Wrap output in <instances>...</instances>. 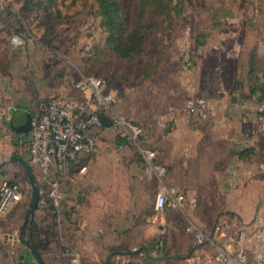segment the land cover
<instances>
[{
  "label": "rangeland",
  "instance_id": "374dc122",
  "mask_svg": "<svg viewBox=\"0 0 264 264\" xmlns=\"http://www.w3.org/2000/svg\"><path fill=\"white\" fill-rule=\"evenodd\" d=\"M115 1L119 14L114 31L104 12V0H0V164L13 155L28 158L29 139L10 124L15 110L34 113L41 103L58 94L82 101L80 93L78 97L77 91L72 92L75 82L84 76L95 77L106 81L117 113L143 128L138 143L158 153L157 162L166 169L172 186L179 189L189 185L184 175L187 146L216 160L213 176L206 164L200 165L201 182L190 184L195 186L196 195L189 202L188 212L200 224L212 227L229 212L223 217L246 225L256 221L264 224V168L260 167L264 152L256 148L257 144L264 147V140L249 142L245 152L235 157V142L228 137L221 139L213 131L212 65L205 64L209 75L198 69L205 49L211 56L215 54L213 47L230 54L237 42L245 43L248 34L257 33V19L264 18V0ZM116 31L121 36L113 40ZM124 45L134 47L126 52ZM199 75L203 79L198 82ZM198 97L208 102L207 118L189 112V102ZM257 120L256 130L264 134L258 111ZM229 124L235 126L234 122ZM112 135L99 138V152L87 171V177L105 181L101 188L108 198L107 208L123 209L126 214L115 215L117 210L108 214L104 223L110 235L118 219L124 226L128 222L136 227L146 224L153 215L154 195L160 186L158 179L147 173L143 155L140 161L133 158L121 163ZM128 145L134 148L135 143ZM206 146L211 147L210 152ZM194 161L192 171L197 172ZM241 165L247 167L249 176ZM34 171L38 179L39 172ZM0 175L26 189L30 202L32 186L19 163H8ZM78 177L64 185L65 196L58 207L49 199L48 187L39 182L46 217L40 214L41 223L35 222L32 240L51 264H68L69 260L89 264L81 237L87 227L85 217L73 214L93 201L87 199L88 184L74 194ZM99 215L95 220L101 219ZM186 224L171 217L166 239H162L165 244L157 251L158 245L148 241L135 252L111 247L106 264H123V260L117 261L118 256L129 258V264H135L134 259L137 264H148L151 246L153 264H179L178 257L190 253L192 247ZM52 241L57 244V248L52 247L55 255L48 249ZM0 253L4 256L6 250L0 248ZM2 263L6 261L0 259Z\"/></svg>",
  "mask_w": 264,
  "mask_h": 264
},
{
  "label": "crops",
  "instance_id": "0c3cea01",
  "mask_svg": "<svg viewBox=\"0 0 264 264\" xmlns=\"http://www.w3.org/2000/svg\"><path fill=\"white\" fill-rule=\"evenodd\" d=\"M257 20L259 30L256 34L251 36L248 34L245 43L237 42L230 54H226L222 48L220 49L219 47H213L212 50L215 52V54L211 56L209 50L205 49L204 54L201 57V62L198 65V69L203 70L206 75H209V73H207L205 64L208 63L209 65H212V69H210L212 75L210 89L212 90L213 95L210 103V109L212 108V120L214 121L213 131L217 137L221 139L223 137H228V139L235 142L234 144L236 146L234 149L235 154H237V156H235L237 159L239 157V153L245 152V149L248 148L249 142L252 141L254 143L259 139H261V141L264 140V134H259L256 130L257 126H255L258 121L257 104L259 99L261 100L264 94V18H258ZM203 64L205 69H202ZM199 78L201 79L200 81H202V76H198V82ZM204 80L206 81L207 78ZM72 92H76V90L73 89ZM76 96L80 97L81 95L79 96L78 93ZM18 121L20 125H23L24 117H20ZM230 122H234L235 126L229 124ZM224 125H227V128H225ZM92 133L97 137L96 149L91 155L82 156L79 159L78 164L86 166L87 170L84 174L79 175L74 184L73 190L74 194L76 195L78 189H82L83 185L86 186L88 184L90 194L87 195V199L93 201V203L89 204L90 206H87L83 209L77 208L76 213L73 214L75 216L85 217L84 225L87 227L84 229V231H81V237L84 239L82 244L85 248L84 254H86V258H88L87 262L89 264H106L109 257V248L111 247L132 249V251L135 252L136 249L142 245V243L147 241L149 244H160V246L163 247L165 242L162 239H166L167 228L169 226V220L171 217L173 219H177V221L187 223L185 225L186 227H184L185 231L190 225L194 224L202 226L205 229L210 228L206 225L200 224L197 217L191 215V213L188 212V209H190L189 207L191 206V203L189 202H191V200L194 199L196 195L195 186L190 184L201 182L202 178L200 176V172H198L200 170V165L206 164V166L210 168V175L213 176L217 166L216 160L209 159V157L205 156L203 152L196 154L194 147L189 145L184 149L185 159L187 160L184 169V175L188 178L187 182L189 185L179 187V190L185 194L188 201L186 215L181 214L182 216H179L180 214H177V211H172L169 209H165L161 212H156L154 209L153 215L149 217L147 223L140 227H136L133 222H128V224H125L124 226L122 225L124 223L118 219L117 221H119V224L111 229L110 232L112 235H110L104 223V220H106L105 218H108V214H110L112 211L116 212V210L117 212L115 215L124 216L126 214L123 209L120 210L117 208L113 210L107 208L106 204L108 198L105 197L101 188V185H103L105 181L87 177V171L90 167V163L96 156V153L99 152L97 147L98 140L104 135L113 133L114 136H112L116 141L118 149L120 150L122 164L131 162L133 158L134 160H142V154L140 150V147L142 146L139 145V147L135 144V146H133L134 148L130 147L128 145L130 142L124 141L123 137L118 135L110 124H107L102 129H94ZM210 148L211 147L209 146L205 147L207 152L211 151ZM256 148L260 152H264L263 146L257 144ZM224 153L225 156L228 154L226 151ZM137 156H139V158H137ZM208 159L209 163L207 162ZM194 160H196L198 168L197 172L192 171L193 163H195ZM241 166L243 168V165ZM260 167L262 169L264 168V159H262ZM243 172L249 176L246 166H244ZM5 178H7V176L3 177L0 175V183L1 181L3 182V180L5 181ZM165 181L168 185H173V182L169 180L168 175H165ZM26 192V189L23 188V198L16 202L8 213L0 215V248L6 250L4 256L3 253H0V259L6 261V264H29L27 259L24 258L28 251V247L20 240L21 226L23 224L22 221H24V217L30 203L28 202ZM155 195L153 201H155ZM96 200H98L99 203L96 204ZM42 208L43 207H41V203H39L35 214L29 221L26 228V237L31 240L34 245L35 243L32 239L35 237V222H38L39 224L40 214H44V218L46 217V213ZM120 212L122 214H120ZM97 215L101 216V219L98 220L96 218L95 220L94 217ZM226 216L222 217V219H224ZM229 224V235L231 237H233L242 227L247 226L242 221L237 222L232 219H230ZM248 228L252 230L255 228L263 229L264 224L256 221L252 224H249ZM186 236L187 239H191L192 242V247L190 250L191 253L195 249L194 239L189 233ZM48 246L49 251H53L55 255L56 249L53 250L52 247H56L57 244L52 241L50 245L48 244ZM206 248L207 251H210L212 247L208 246ZM221 248L222 250L235 255L234 244L230 241V239L224 240L221 244ZM153 251V246H151L149 249L148 264H153ZM39 253L43 257L45 264H51V261L47 258L45 253H43L41 250ZM77 255L78 258L80 257L79 259L82 260L81 254L78 253ZM187 255L178 257L179 264H183L182 261L184 257H187ZM67 257L68 256H66V258ZM116 259L118 262L123 260L121 262L123 264H129L131 262V260L125 256L122 257V259L120 256H118ZM116 259L114 258V260ZM134 261V263L137 264L135 259ZM203 262V264H207L206 261ZM77 263L79 264L78 260ZM52 264H61V261H53ZM68 264H72V260H69Z\"/></svg>",
  "mask_w": 264,
  "mask_h": 264
},
{
  "label": "built area",
  "instance_id": "2783aa9c",
  "mask_svg": "<svg viewBox=\"0 0 264 264\" xmlns=\"http://www.w3.org/2000/svg\"><path fill=\"white\" fill-rule=\"evenodd\" d=\"M74 89L82 95V101L58 94L40 104L32 113V130L28 137V160L33 169L38 170V181L48 187V197L56 207L65 196L64 185L87 170L78 161L95 151L97 137L92 133L94 129L110 124L124 141L138 146L144 133L140 125L120 116L114 109L106 81L84 76L75 82ZM188 109L192 115L203 119L210 113L204 97L192 99ZM257 111L264 130V96ZM140 150L147 173L160 182L155 195V211L169 209L186 215L187 198L178 188L166 183V169L157 162L158 153L142 147ZM22 198L23 189L17 183L1 182L0 215L8 213ZM223 215L229 213H223L208 229L195 224L186 229L193 236L195 249L184 257L183 264H203V261L207 264H264V230H252L247 225L231 237L230 219H222ZM226 239L234 244L235 255L222 250L221 244ZM208 246L213 249L207 251Z\"/></svg>",
  "mask_w": 264,
  "mask_h": 264
},
{
  "label": "water",
  "instance_id": "95a60500",
  "mask_svg": "<svg viewBox=\"0 0 264 264\" xmlns=\"http://www.w3.org/2000/svg\"><path fill=\"white\" fill-rule=\"evenodd\" d=\"M20 117H24L26 121V126L23 125L22 128H21L22 125H20L18 121ZM31 121H32V113L30 111L18 109L13 112L10 124L15 131L29 134L32 130ZM11 162L19 163L23 167L32 186V197L29 203V207L26 211L23 224L21 226V234H20L21 242L28 247V251L24 258L27 259L29 264H45L43 257L41 256L35 245L31 242V240H29L26 237L27 225L31 220V218L33 217V215L35 214L40 203L41 191H40L39 181L29 160L19 155H13L9 161L1 163L0 169H2L5 165Z\"/></svg>",
  "mask_w": 264,
  "mask_h": 264
},
{
  "label": "trees",
  "instance_id": "16d2710c",
  "mask_svg": "<svg viewBox=\"0 0 264 264\" xmlns=\"http://www.w3.org/2000/svg\"><path fill=\"white\" fill-rule=\"evenodd\" d=\"M104 4H105V14L108 16V20L110 22V24L112 25V29L115 31V28H114V24H115V19L118 17V10H119V4L115 1V0H104ZM116 33H118V31L114 32L112 34V39L113 40H117L120 36H121V33H118V35H116ZM125 48V51L126 52H129L130 50L133 49L134 45L133 46H126L124 45L123 46ZM124 51V50H123ZM29 137V134H26L25 135V138L28 139Z\"/></svg>",
  "mask_w": 264,
  "mask_h": 264
}]
</instances>
